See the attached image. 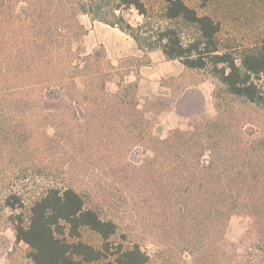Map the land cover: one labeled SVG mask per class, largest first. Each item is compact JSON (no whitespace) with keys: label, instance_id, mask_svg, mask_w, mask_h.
<instances>
[{"label":"trees","instance_id":"1","mask_svg":"<svg viewBox=\"0 0 264 264\" xmlns=\"http://www.w3.org/2000/svg\"><path fill=\"white\" fill-rule=\"evenodd\" d=\"M110 1L115 4L110 9L114 21L93 13L94 9L104 8L96 0L68 1L79 11L70 15L57 13L49 18H22L14 14V3L0 2V74L7 73V83L23 81L30 93L41 91L42 83L56 87L53 93L66 84L75 86L77 78L81 81L86 76V72L78 71L80 64L86 67L85 61H89L87 65L92 64L91 60L100 65L96 75L106 74L108 65L100 61L99 53H85V59L74 65L76 54L83 53L81 47L72 49L73 40H80L85 33L80 14L118 27L150 50L159 47L166 58L179 60L188 70L209 69L224 99L221 106L220 96L217 99L216 93L212 94L215 116H204V122L196 124L190 116L185 131H171L165 139L154 137L152 162L138 168L153 175V208L160 213L174 210L170 217L176 223L181 221V227L188 221L187 228H195V210L204 213L207 220L213 218V225L235 215L248 218L246 238L251 243V264H264V83H258L264 79V37L259 47L236 58L218 46L219 22L207 15L199 16L182 0H165L164 20H179L193 26L197 37L185 44L174 27L157 24L156 39L150 42L141 37L147 23L143 0ZM44 2L31 3L37 10L68 9L63 1L53 7L49 2L44 7ZM130 9L144 18L142 25L133 27L124 19L121 12ZM71 31L73 38L68 34ZM99 83L90 81L99 93L107 94L106 81ZM120 95V89L107 94L114 99H121ZM133 99L138 121L147 122L143 110L137 107L135 93ZM242 104L244 107H240ZM247 123L255 129H247ZM89 198L72 187H49L26 208L23 194L10 191L1 201L2 209L9 211L2 226L11 232L15 243L28 247L27 256L32 264H94L109 256H113L115 264H146L148 256L138 244L123 247L111 242L118 225L103 215V206ZM85 229L100 238L99 247L82 240Z\"/></svg>","mask_w":264,"mask_h":264},{"label":"rangeland","instance_id":"2","mask_svg":"<svg viewBox=\"0 0 264 264\" xmlns=\"http://www.w3.org/2000/svg\"><path fill=\"white\" fill-rule=\"evenodd\" d=\"M34 1L0 0L14 3V14L22 18L34 15L49 18L57 13L70 15L79 11L78 6L73 9L74 6L68 3L76 0H44V7L47 2L53 7L63 1L68 8L63 12L37 10L31 3ZM182 1L199 16L207 15L219 22L216 40L221 51L239 58L249 49L261 45L264 0ZM96 2L104 8L94 9L93 13L114 21L110 16L114 2ZM143 3L147 14L146 28L141 34L144 39L155 41L157 24L174 27L185 44L197 37L193 26L179 20H164L165 0H143ZM121 13L132 25L138 24L139 14L135 9ZM139 23H144L141 15ZM68 34L74 37L72 31ZM80 45V40H73L72 49L76 50ZM54 47L60 49L57 45ZM85 53L83 49V53L76 54L74 65L85 59ZM92 61L90 65L85 61L87 70L82 64L79 66L78 71L86 72L84 80L77 78L75 86L66 84L54 93L56 87L50 88L47 83L40 84L41 91L30 93L23 81L7 83V73L0 74V264H32L27 256L28 247L15 243L11 232L2 226V219L9 213L1 207L3 197L10 191H19L27 208L49 187H72L103 206V215L118 225L111 242L123 247L138 244L148 256L146 264H251V243L246 238L250 222L245 216H231L227 221H216L213 225V218L207 220L206 216L203 218L204 213L195 210V228H187L188 221L181 227V221L176 223L171 219L170 213L174 210L166 209L160 213L153 208V175L138 167L152 162L150 153L154 137L165 139L170 132L164 133L160 120L146 119L144 113L147 122L138 121L130 86L120 88L121 99L107 96L114 93L107 85V94L99 93L90 81L105 82L107 72L103 76L96 75L101 67ZM196 75L198 81L203 78L211 81V97L216 93L218 99L219 95L218 103L222 106L221 87L216 85L209 69L197 71ZM258 83L262 85L264 79ZM187 98L184 107L180 105L178 110L190 113L194 124L203 123L201 118L204 116H215L213 98L212 114L202 112L203 100L198 92H191ZM246 128L255 129L251 123H247ZM24 212L27 218L28 209ZM82 240L95 247L101 245L100 238L86 229L82 231ZM94 264L115 263L113 256H109Z\"/></svg>","mask_w":264,"mask_h":264},{"label":"crops","instance_id":"3","mask_svg":"<svg viewBox=\"0 0 264 264\" xmlns=\"http://www.w3.org/2000/svg\"><path fill=\"white\" fill-rule=\"evenodd\" d=\"M78 18L85 30L80 46L86 54L99 53L107 63L109 90L116 92L122 86H130L144 117L160 120L164 133L187 128L191 114L178 109L180 105L184 107L191 92L196 91L202 97V112L213 113L212 84L207 78L198 81L197 71L188 70L177 59L166 58L159 47L150 50L139 45L116 26L98 22L87 14ZM139 18L140 15L137 25Z\"/></svg>","mask_w":264,"mask_h":264}]
</instances>
